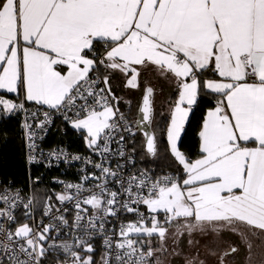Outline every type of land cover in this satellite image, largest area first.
Returning <instances> with one entry per match:
<instances>
[{
    "label": "snow or ice",
    "instance_id": "6c2138e0",
    "mask_svg": "<svg viewBox=\"0 0 264 264\" xmlns=\"http://www.w3.org/2000/svg\"><path fill=\"white\" fill-rule=\"evenodd\" d=\"M152 71L176 85L178 99L171 110L167 143L182 169L150 186L143 174L129 177L122 193L108 190L106 180L95 186L99 191L82 183L65 184L66 190H76L75 196L65 192L56 199L75 200V228L84 227L81 213L88 212L81 205L91 206L85 235L91 239L98 232L104 236V247L111 250L112 237L105 235L107 217L117 215V198L127 195L120 207L137 219L120 226L116 251H107L102 264L113 259L115 264H162L157 253L168 251L165 240L174 220L183 221L177 224L174 245L185 232L193 245L195 231L205 235L230 231L240 237L251 260L249 236L264 235V0H0V90L23 95L19 102L0 96L4 115L27 113L25 102H31L39 106L31 113L35 118L47 106L84 131L89 148L108 153L115 132L122 129L135 135L112 93L111 76L120 73L127 86L136 88L141 72ZM99 84L104 87L98 88ZM203 90L215 95L216 104L203 118L199 158L191 160L180 151L178 141ZM152 93L153 88L147 87L137 127L152 120ZM43 117L38 128L51 123L48 111ZM22 126L29 150H35L32 125ZM124 139L121 135L117 141L121 157ZM145 144L147 152L155 155L154 134L145 132ZM61 154L50 152L49 161ZM38 162L28 156V163ZM94 167L105 177L118 178L109 167ZM90 178L99 179L84 176L83 180ZM145 187L147 195L139 191ZM85 191L90 194L81 199ZM48 200L46 216L52 207L51 197ZM22 202L19 190L13 195L5 186L0 191L4 205L0 218L13 223V209ZM139 205L156 215L146 217ZM32 206L31 199L23 204L25 215H31ZM161 211L163 221L158 219ZM55 219L68 225L62 215ZM54 227L43 225V231H38L25 223L12 231L0 224V264H43L56 249L66 256L62 264H95L88 239L74 237L71 244L53 243L46 248L43 242ZM141 235L157 236L159 247L138 239ZM238 250L231 245L218 256V264H228L227 258ZM171 254L180 252L173 248ZM185 264L206 261L197 254L185 258Z\"/></svg>",
    "mask_w": 264,
    "mask_h": 264
},
{
    "label": "built area",
    "instance_id": "2783aa9c",
    "mask_svg": "<svg viewBox=\"0 0 264 264\" xmlns=\"http://www.w3.org/2000/svg\"><path fill=\"white\" fill-rule=\"evenodd\" d=\"M103 76V75H101ZM104 87L103 84H99L98 88ZM39 106L36 105H28L25 104V108L28 110L27 113L20 111L21 122L20 128L22 129V140H23V152L25 163L27 164L28 168H35L38 169L37 175L33 178V181L42 180L45 175L49 173V171H53V173H49L47 176L48 179H45V184L50 187V193L48 192L46 196L43 198V202L40 208L39 216L36 214L35 208V200H33V193L30 185L28 188H22L20 185L11 184V182L0 180V191H3L5 186H8L11 189L12 194L14 195L17 190L20 192V196L22 198V203L18 205L15 209H13V214L15 216V221L11 224L7 222L5 219L0 218V224H4L5 227H10L12 231H15L17 227V219L19 216L22 219L28 221L26 222L31 228L38 231H43V225L53 224L57 227L52 228L48 236L50 237L47 241H44V246L47 248L48 245L53 243L60 245L64 242L69 244L74 242V237H80L83 239H88V236L85 235V227L88 223V218L91 217L93 214V210L89 205H81L82 208H87V213H81L84 216V219L81 220V225L84 227L75 228L72 225L75 221V216L77 213V209L75 207V200L65 201L64 203L59 202L56 199L57 194H64L67 192L68 195L75 196L76 190L75 189H65V184H77L82 183L85 188L92 189L93 191H99L96 188V185L103 184L105 180L107 181L106 187L108 190L117 191L119 193L123 192V187L128 186L129 177H141L143 174L144 179L149 182V186L151 182L156 181L159 178H162L168 174H160L155 176L152 174L150 170L147 168H142L136 166L135 159L131 153V147L129 146L130 142L136 137L137 128L134 119L131 117L129 118L127 115L124 116L127 118L128 123L131 125L132 132L135 133L134 136H131L129 132L123 131L122 129L115 132L113 134V140L110 143V151L108 153L101 154L98 150H93L89 148L88 151H79L75 149H70L67 145H64L61 142H54L51 144H46L48 137L52 133H57L59 131L60 125H69L70 121H67L63 118L62 115L56 113L54 110L48 109L45 106L41 109L35 118L31 116L32 112H35ZM48 111L51 116V123H45L43 127L38 128L36 125L43 121V112ZM69 117H73V113H68ZM27 122L32 125L31 131L34 133V143L36 145V149L30 151L28 148V139L26 130L23 128V124ZM124 136V141L120 142L123 145L124 156L121 157L118 154V150L120 148V144H117L119 141L120 136ZM50 152H61V156L59 159L52 158L49 161L48 154ZM32 155L35 156L36 160L39 161L38 163H28V156ZM73 157H80L79 159H73ZM51 163V166H47ZM95 164H102L104 167H109L112 169L113 172L118 173L117 177H105L101 170L94 167ZM63 175V177H62ZM67 175V176H66ZM84 176H95L99 179H88L87 181L83 180ZM117 179L122 183L117 182ZM139 183V180H137ZM133 190L137 191L135 185H133ZM142 192L143 195H147V187L139 190ZM90 193L85 191L81 194V199L87 197ZM51 197V211L49 215H44L45 205L49 203L48 198ZM32 200V208H31V215H25V209L23 207L24 203H27L28 200ZM118 203L114 206L117 209V215L107 217V222L105 224V235L111 236L113 240V248L108 250L103 245L104 236L100 235L96 232L95 235L92 236L91 239H88V242H98L100 245L101 251V260L100 264H102V257L105 256L107 251L115 252V242L120 240L119 236V229L122 224H127L130 222H134L137 217L134 213H129L122 207H120V202L127 200L126 194H121L118 196ZM132 207H137V205H131ZM4 207L2 203H0V208ZM139 211L143 213L146 217H150L151 215H156L147 211L144 205H139ZM64 216L65 219L68 220V225L64 226L60 223L58 219L55 217ZM159 217V215H158ZM99 221H97V224ZM89 232H92V229H88ZM134 235V234H130ZM140 239V237L138 238ZM80 251L79 249H76ZM51 253H57L59 255H64L62 249H56L50 251ZM65 258V257H64ZM64 260L58 262V264H62ZM44 264V263H43ZM111 264H115L114 259L112 260Z\"/></svg>",
    "mask_w": 264,
    "mask_h": 264
},
{
    "label": "trees",
    "instance_id": "16d2710c",
    "mask_svg": "<svg viewBox=\"0 0 264 264\" xmlns=\"http://www.w3.org/2000/svg\"><path fill=\"white\" fill-rule=\"evenodd\" d=\"M100 72L101 75L106 74L103 69H101ZM117 77H119V81L116 85L115 80ZM109 84L114 96L119 98L118 107L120 112L127 115L129 118L132 117L134 119L139 99H134L130 94L128 95V91H131L132 87L126 85L125 77L123 78L120 74L114 73L109 80ZM124 94H126V96ZM176 94V88H174L173 90H170L164 101L159 104L154 102L153 104L154 116L152 120V130L153 133H155L157 144V152L154 157H149L144 150L142 136L138 132L136 133V137L129 144L136 166L145 169L147 168L155 176L160 174L174 175L182 169V166L178 165L168 151L166 132L169 123L168 108L174 103ZM6 97L14 98L11 94L6 95ZM113 103L115 104L116 102L113 101ZM215 104V95L203 90L201 95L198 97L197 103L193 106L188 120L185 122L184 129L181 132L180 139L178 141V146L180 151L191 160L199 157V132L203 123V117L206 110L214 107ZM20 122L21 116L19 112L9 115L0 113V180L11 182L12 185H20L25 189L30 185L33 193V200H35L36 214L39 216V211L44 200L43 198L48 192L50 193V187L44 182L45 179L49 178L48 174H52L53 171H49L47 174L48 176L45 175L42 180L37 182L33 181V178L37 175L38 169L28 168L25 163ZM60 126L61 127H59L60 129L57 133H52L48 137L46 144L61 142L64 145H67L70 149L79 151L89 150L85 147V141L81 134L79 135L67 125L62 124ZM27 221L19 216L16 222ZM140 239L146 242L147 236L141 235ZM91 244L93 245L94 252L90 253V255H92L95 264H100V245L98 242L94 241L91 242ZM81 254L83 255L84 253L81 252ZM65 259L66 256L64 255L50 252L45 257L43 263L58 264L59 261Z\"/></svg>",
    "mask_w": 264,
    "mask_h": 264
},
{
    "label": "rangeland",
    "instance_id": "374dc122",
    "mask_svg": "<svg viewBox=\"0 0 264 264\" xmlns=\"http://www.w3.org/2000/svg\"><path fill=\"white\" fill-rule=\"evenodd\" d=\"M144 72H141L138 81H139V87L136 88H131V91H128V95L130 94L134 99H140L139 97L142 94V91L144 89L145 86L150 85L153 89L156 90L155 95L158 92L159 89V85H157V81L154 79L155 78V74L150 72L146 74H143ZM120 74V73H118ZM120 76H122L124 78V76L122 74H120ZM119 81V77H117V79L115 80V84L117 85ZM127 84V82H126ZM154 86V87H153ZM154 90V91H155ZM127 93V92H126ZM126 96V94H124ZM154 97V94H153ZM159 100V98H155L154 97V102L157 103ZM154 104V103H153ZM147 211H149L147 209ZM155 214V213H153ZM158 219H160L161 221H163L164 219V214L163 212H159V217ZM26 222H18L17 226H20L22 224H25ZM178 223H183V221H173L172 225L169 227V231L167 234V239L165 240V244L168 248L167 252L164 253H157V255L159 256L160 260L162 261V264H185V258L190 257L192 255H199V258L202 260L206 261V264H218V254H216L215 256L210 255V252H218L220 254V252H224L225 250H227L232 244H228L227 242H225L224 239H228L230 241H235L238 243V235H236L235 233H232L230 231H222L220 232L218 235L215 234L217 236V239H211L214 234L213 233H209L207 235L202 234L199 231H195L192 236L191 239L193 240V245H189L188 240H189V236L187 235V233L185 232L184 236L181 237L179 239V244L174 245L173 244V240L175 239L174 233L177 227ZM27 224V223H26ZM148 239L146 240V242H148L149 240L151 241L152 247L156 248L159 247L160 245V240L157 236H152V237H147ZM240 238V237H239ZM211 240L214 242V244H211ZM199 242L198 244L195 242ZM249 241L252 244V252H251V260L248 259V252L246 250L245 252V261H248V263H250V261H252V263H257V264H261V261H264V235H259V236H249ZM226 243V245H224ZM240 245V243H238ZM241 247H239L240 249V254H244V249H246L245 245L243 243H241L240 245ZM244 246V249L242 248ZM226 247V248H225ZM176 248V250L178 252H180V255L174 256L172 255V249ZM225 248V249H224ZM220 249V250H219ZM260 254V256H255V254ZM222 254V253H221ZM220 254V255H221Z\"/></svg>",
    "mask_w": 264,
    "mask_h": 264
},
{
    "label": "crops",
    "instance_id": "0c3cea01",
    "mask_svg": "<svg viewBox=\"0 0 264 264\" xmlns=\"http://www.w3.org/2000/svg\"><path fill=\"white\" fill-rule=\"evenodd\" d=\"M147 73H150V72H147ZM152 73H154L155 74V80L157 81V85H159V89H158V92H157V94L155 95V92H156V90L154 91V97L155 98H159V100H158V104L159 103H161L162 101H164V99H166V97H167V95L169 94V92H170V90H173L174 88H176V85H175V83H173V82H171V81H169V80H166L164 77H162V76H160L158 73H156V72H154V71H152ZM143 74H146V72H144ZM127 82V81H126ZM127 85V84H126ZM154 87V86H153ZM133 88V87H132ZM9 94H11L14 98H8V97H6V95H9ZM0 96H2L3 98H5V99H11V100H13V101H16V102H19L20 100H22L23 99V95L21 94L20 95V97H17L16 96V94L15 93H7L6 92V90H0ZM140 98V97H139ZM176 99H178V93L176 94ZM175 99V100H176ZM140 100V99H139ZM26 104L28 103V104H33V103H31V102H25ZM174 103H175V101H174ZM174 103L172 104V105H170V107L168 108L169 110V118H168V120H169V123H170V119H171V110H172V108L174 107ZM213 108V107H212ZM210 109V108H209ZM209 109H207L206 110V112H205V114H204V116L206 115V113H207V111L209 110ZM204 118V117H203ZM168 123V124H169ZM69 126V128L70 129H72L73 131H76L79 135L81 134L82 135V137L84 138L85 137V132L84 131H82V130H76L75 128H73L72 126H71V123L68 125ZM168 127V126H167ZM166 132H167V130H166ZM84 141H85V138H84ZM199 143H200V140H199ZM168 144V143H167ZM200 145V144H199ZM85 147H87V149H89V147L87 146V144H86V142H85ZM197 158H199V157H197ZM197 158H195V159H197ZM195 159H193V160H195ZM145 208H146V206H145ZM147 209V208H146ZM212 238L211 239H217V236L214 234L213 236H211ZM236 238H238V243H240V245H241V239L239 238V237H236ZM148 239V238H147ZM225 240V242H227L228 244L230 243V244H232V245H235V246H237L238 247V249H239V247H241L237 242H233V241H230V240H228V239H224ZM211 244H214V242L211 240ZM224 245H226V243L224 244ZM227 246V245H226ZM226 248V247H225ZM224 248V249H225ZM243 249H244V246L242 247ZM220 250V249H219ZM213 252V251H212ZM245 252H246V249H244V254H240V249L235 253V254H233L232 256H230V257H228L227 258V260H228V264H254V263H252V261H250V263H248V261H245V258H246V256H245ZM216 254H218V256L221 254V253H223V252H220V254L218 253V252H215ZM260 254H262V253H259V254H255V256H260ZM252 256V255H251ZM255 264H257V263H255Z\"/></svg>",
    "mask_w": 264,
    "mask_h": 264
},
{
    "label": "water",
    "instance_id": "95a60500",
    "mask_svg": "<svg viewBox=\"0 0 264 264\" xmlns=\"http://www.w3.org/2000/svg\"><path fill=\"white\" fill-rule=\"evenodd\" d=\"M147 87H151V86H150V85L145 86L144 89H143V91H142V94H141V96H140V100H139L138 105H137V107H136V114H135L134 122H135L137 119H139V117H140V115H141V113L139 112V109H140V107H141L142 104H143V96L146 94V88H147ZM153 94H154V89H153V93H152V95L150 96V104H151L152 109H153V103H154V97H153ZM153 116H154V109H153L152 120H153ZM152 120H151L150 123H149V122H144V124L141 125V126H139V127H137V125H136L137 132H138L139 134H141V136H142L144 150L146 151V153L148 154V156L151 157V158H153L154 155L148 153L147 150H146V144H145V132L147 131V132H149V133L154 134V136H155V133H153V130H152V123H153Z\"/></svg>",
    "mask_w": 264,
    "mask_h": 264
}]
</instances>
